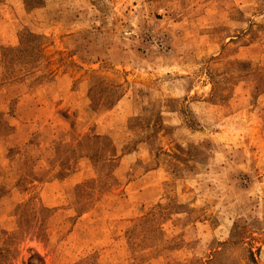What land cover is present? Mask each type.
<instances>
[{
	"label": "rangeland",
	"instance_id": "rangeland-1",
	"mask_svg": "<svg viewBox=\"0 0 264 264\" xmlns=\"http://www.w3.org/2000/svg\"><path fill=\"white\" fill-rule=\"evenodd\" d=\"M0 264H264V0H0Z\"/></svg>",
	"mask_w": 264,
	"mask_h": 264
}]
</instances>
